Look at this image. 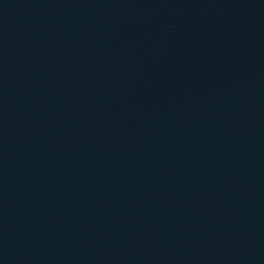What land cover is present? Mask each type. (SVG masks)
Returning <instances> with one entry per match:
<instances>
[{"label": "water", "instance_id": "95a60500", "mask_svg": "<svg viewBox=\"0 0 264 264\" xmlns=\"http://www.w3.org/2000/svg\"><path fill=\"white\" fill-rule=\"evenodd\" d=\"M0 264H264V0H0Z\"/></svg>", "mask_w": 264, "mask_h": 264}]
</instances>
